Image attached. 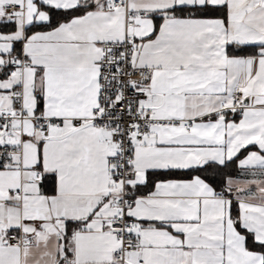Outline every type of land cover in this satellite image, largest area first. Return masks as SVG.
<instances>
[{
  "label": "snow or ice",
  "instance_id": "obj_1",
  "mask_svg": "<svg viewBox=\"0 0 264 264\" xmlns=\"http://www.w3.org/2000/svg\"><path fill=\"white\" fill-rule=\"evenodd\" d=\"M0 264H264V0H0Z\"/></svg>",
  "mask_w": 264,
  "mask_h": 264
}]
</instances>
